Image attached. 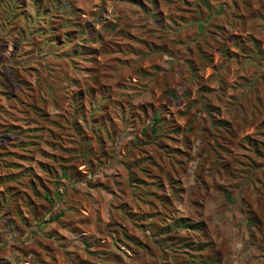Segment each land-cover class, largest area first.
<instances>
[{
	"label": "rangeland",
	"instance_id": "1",
	"mask_svg": "<svg viewBox=\"0 0 264 264\" xmlns=\"http://www.w3.org/2000/svg\"><path fill=\"white\" fill-rule=\"evenodd\" d=\"M0 264H264V0H0Z\"/></svg>",
	"mask_w": 264,
	"mask_h": 264
},
{
	"label": "trees",
	"instance_id": "2",
	"mask_svg": "<svg viewBox=\"0 0 264 264\" xmlns=\"http://www.w3.org/2000/svg\"><path fill=\"white\" fill-rule=\"evenodd\" d=\"M159 121V118L157 115L154 116V120H153V124L158 122ZM152 130H153V127H152Z\"/></svg>",
	"mask_w": 264,
	"mask_h": 264
}]
</instances>
